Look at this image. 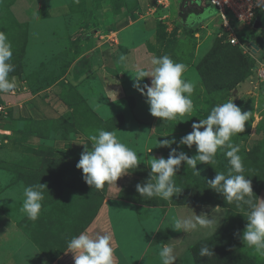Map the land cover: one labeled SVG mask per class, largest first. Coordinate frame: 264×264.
Returning a JSON list of instances; mask_svg holds the SVG:
<instances>
[{"label":"rangeland","instance_id":"1","mask_svg":"<svg viewBox=\"0 0 264 264\" xmlns=\"http://www.w3.org/2000/svg\"><path fill=\"white\" fill-rule=\"evenodd\" d=\"M179 10L0 0V264H51L79 238L90 246L71 262L195 264L202 243L264 264V176L244 158L264 153V45L251 41L250 75L223 94L237 53H212L226 42L219 15L186 28ZM256 20L244 37L264 38V10ZM238 163L257 193L206 202L235 186L214 190Z\"/></svg>","mask_w":264,"mask_h":264},{"label":"trees","instance_id":"2","mask_svg":"<svg viewBox=\"0 0 264 264\" xmlns=\"http://www.w3.org/2000/svg\"><path fill=\"white\" fill-rule=\"evenodd\" d=\"M262 10H264V7ZM216 13H217L216 8L207 0H181L180 1L179 14L182 17V21L185 24L186 28L192 27V26L196 25L197 23L204 21L205 19H209L210 17L214 16ZM243 31L244 30H240L238 32V35H239L241 41L249 40V38H250L251 39L250 41H252V43L254 45H256L259 48H263V45H264V38L263 37H260L259 35L254 34V33L249 38L244 37ZM225 44L224 45L217 44V46L215 45L212 48V53H216V54H217V52L219 53L222 49H224V50L230 49V51L233 50L234 52L237 53L236 58L234 60L229 59L230 61H232L233 65H234V70H232V63H231V72H230V74H228L229 77L227 79L221 81V87L224 89L223 94L229 93L232 89L235 88V86L237 84L244 81L250 75V73H251L250 69L252 67V62L248 59L247 53H244L240 46L233 45L229 42H225ZM219 58H223V57L219 56ZM197 69L203 75L204 82L208 83L207 82L208 81V75H206V72L204 71L202 66L198 65ZM218 120L221 121V119H218ZM212 121H213L212 116H207L205 118V123L207 124V126H209V124H211ZM214 121H216V119ZM214 124H216V123H214ZM198 130H200V129H196L194 132H198ZM244 158L246 159L251 170L253 171L252 173H258V175L264 176V153H262L260 155L257 150L253 149V150L245 153ZM241 166H242L241 163L236 164L235 171L237 172V174L232 176V177H230V175L227 176V171H225L226 169L222 170L225 172H224V175L221 176L222 178L218 182L217 188H214L215 192L219 191L220 186H222V184H224L225 182H229L230 185L234 183L235 186L233 188H231L228 191V193H224L222 195H217L215 197L211 196V198L207 199L206 202L219 204V205H223V206L231 207V208H238L239 205L236 202L239 200V198L237 197V195L239 193H237V191L245 188L246 191H248V192L257 193L256 191H253L254 185H252V184L247 185V188L245 187V185L243 186V183H245L246 179H245L244 175H242L243 173H242ZM64 176L65 175H63L62 178L58 180L59 184H62V183L65 184ZM218 177H219V175L217 176V179H218ZM69 178H71V177L69 176ZM199 178L202 180L201 176H199ZM263 186H264V183H263ZM204 187L207 188L206 183H204ZM246 195H241V196H246ZM202 201H205V199H202ZM261 226H263V225L261 224ZM225 229H226V223L219 230V234L221 235V238H222L221 240L223 242V246L225 244V241L223 238ZM216 237H217V234L214 235L210 239V241H214V239ZM217 243H218V240H217ZM227 246L228 247H226L222 251V246L220 247V249H218V247L210 248V246L208 247L202 243H200L199 245L198 244L195 245L192 248V253H193L192 258L194 260V263L195 264H220V263L221 264H232L228 260L233 259L234 253L235 254L238 253L240 255V259H243V257H244V259L246 260L245 256L247 254L245 255V253H243L240 249H239L240 251L234 250L235 246H233V248L232 247L230 248L229 245H227ZM249 264H251V263L249 262Z\"/></svg>","mask_w":264,"mask_h":264},{"label":"built area","instance_id":"3","mask_svg":"<svg viewBox=\"0 0 264 264\" xmlns=\"http://www.w3.org/2000/svg\"><path fill=\"white\" fill-rule=\"evenodd\" d=\"M217 10L222 22V38L238 45L244 53H251L253 44L249 40L241 41L238 32L256 23L264 0H207ZM241 25V27H239Z\"/></svg>","mask_w":264,"mask_h":264},{"label":"crops","instance_id":"4","mask_svg":"<svg viewBox=\"0 0 264 264\" xmlns=\"http://www.w3.org/2000/svg\"><path fill=\"white\" fill-rule=\"evenodd\" d=\"M181 1V0H180ZM28 238V240H29V237H27ZM27 238H22V241H23V243L21 244V246L19 247V248H21L19 251H21V253L23 254V255H28V253L30 254V257L34 254V251H35V253H37V251L36 250H38L39 251V248L36 246V243L32 240V239H30L29 241H27V242H29V244H30V251H29V249H25V247L24 246H26V244L25 243H27L26 242V240H27ZM80 239V238H79ZM79 239H77V240H75L74 241V243L69 247V249H67L66 251H65V254L63 255V257H61V258H59V260L58 259H56V260H54L53 262H51V264H83V263H79L80 261H81V259L83 260V258H80V260H79V257H77V260H75V261H77V262H71L70 260H72V255L73 254H75L76 252H77V250L76 249H79V248H84V249H87V247L88 246H90V244H88V243H86V241H84L85 239H82V240H79ZM25 244V245H24ZM34 249V250H31V249ZM82 250V249H81ZM41 251V250H40ZM39 251V252H40ZM82 253H83V251H82ZM79 254H81L80 252H79ZM35 256H37V255H35ZM34 256V257H35ZM70 258V259H69ZM58 260V261H57ZM60 260H62V261H65L64 263L62 262V261H60ZM82 262V261H81ZM85 262V261H84ZM85 264V263H84ZM87 264V263H86Z\"/></svg>","mask_w":264,"mask_h":264},{"label":"water","instance_id":"5","mask_svg":"<svg viewBox=\"0 0 264 264\" xmlns=\"http://www.w3.org/2000/svg\"><path fill=\"white\" fill-rule=\"evenodd\" d=\"M256 25H257V26H259V25H260V23L257 21ZM255 46H256V45H255Z\"/></svg>","mask_w":264,"mask_h":264}]
</instances>
